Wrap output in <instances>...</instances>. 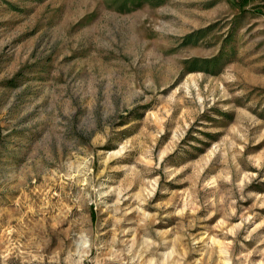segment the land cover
<instances>
[{
    "label": "rangeland",
    "instance_id": "obj_1",
    "mask_svg": "<svg viewBox=\"0 0 264 264\" xmlns=\"http://www.w3.org/2000/svg\"><path fill=\"white\" fill-rule=\"evenodd\" d=\"M0 264H264V0H0Z\"/></svg>",
    "mask_w": 264,
    "mask_h": 264
}]
</instances>
